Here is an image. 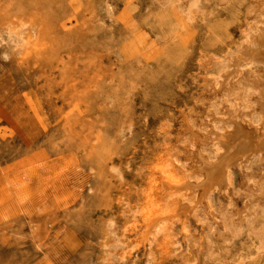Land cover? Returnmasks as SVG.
<instances>
[{
    "label": "rangeland",
    "instance_id": "374dc122",
    "mask_svg": "<svg viewBox=\"0 0 264 264\" xmlns=\"http://www.w3.org/2000/svg\"><path fill=\"white\" fill-rule=\"evenodd\" d=\"M263 12L0 0V264H264V146L238 152L264 139V68L232 59Z\"/></svg>",
    "mask_w": 264,
    "mask_h": 264
},
{
    "label": "bare ground",
    "instance_id": "6f19581e",
    "mask_svg": "<svg viewBox=\"0 0 264 264\" xmlns=\"http://www.w3.org/2000/svg\"><path fill=\"white\" fill-rule=\"evenodd\" d=\"M257 9V8H256ZM250 23V22H249ZM246 36H248V35H246ZM17 42V41H16ZM243 43V42H242ZM244 46L241 48L242 50H240L238 53H236L237 51H235V54H237V56H235L234 58H232V59H234L235 60V64H234V67L237 69L239 66H242V65H247L248 66V68L249 69H254V71L256 70H258V68L257 67H259V66H262L263 68H264V12H263V14H262V16H260V17H258L255 21H254V23L252 24V27H251V34L248 36V38L246 39V42H245V44H243ZM239 50V49H238ZM226 62V61H225ZM232 62V61H231ZM225 68V67H224ZM231 68V67H230ZM240 68V67H239ZM245 68V67H244ZM247 68V69H248ZM234 69V68H233ZM248 69V70H249ZM230 70V69H229ZM237 70H239V69H237ZM222 71V70H221ZM250 71V70H249ZM232 72V71H231ZM230 72V73H231ZM238 72V71H237ZM236 72V73H237ZM262 72V71H261ZM234 73H235V70H234ZM239 73H241V72H239ZM251 73H253V71H251ZM220 75V74H219ZM222 75V74H221ZM228 75H229V73H228ZM233 75V74H232ZM252 75V74H251ZM250 75V76H251ZM257 75V74H256ZM215 76V75H214ZM235 76H237V75H235ZM223 77V76H222ZM227 77V76H226ZM225 77V78H226ZM234 78V77H233ZM227 79V78H226ZM229 79V78H228ZM227 79V80H228ZM250 79V78H249ZM231 80V79H230ZM240 80V79H239ZM207 81V80H206ZM245 81V80H244ZM249 81V80H248ZM261 81V80H260ZM212 82V81H211ZM215 82V81H214ZM217 82V81H216ZM215 82V83H216ZM219 82V84L221 83L220 81H218ZM231 82V81H230ZM213 83V82H212ZM222 83H224V82H222ZM206 84V83H205ZM218 84V83H217ZM218 84V85H219ZM225 84H226V82H225ZM230 85V84H229ZM214 86H215V84H214ZM221 86V85H220ZM223 86V85H222ZM225 86V85H224ZM264 86V85H263ZM216 87V86H215ZM214 87V88H215ZM239 87V86H238ZM209 88H211V87H209ZM221 88V87H220ZM257 88V87H256ZM221 90V89H220ZM258 90H259V88H258ZM211 91H213V90H211ZM219 91V90H218ZM247 92V91H246ZM257 92V91H256ZM264 92V91H263ZM260 94V93H259ZM264 93H262L261 95H263ZM264 99V98H263ZM255 100V99H254ZM225 101V100H224ZM262 102V101H261ZM247 103V102H246ZM245 104V103H244ZM261 104V103H260ZM231 105V104H230ZM247 106V105H246ZM250 106V105H249ZM248 106V107H249ZM260 106V105H259ZM233 107V106H232ZM208 111V110H207ZM220 111V110H219ZM259 111V110H258ZM222 112V111H221ZM242 113V112H241ZM252 113V112H251ZM255 113H257V112H255ZM251 115V114H250ZM229 116V115H228ZM228 116H227V118H228ZM264 117V116H263ZM220 121V120H219ZM263 121V120H262ZM232 122V121H231ZM261 123V122H260ZM206 127V126H205ZM241 127V126H240ZM240 127H238V128H240ZM199 130V129H198ZM207 131V130H206ZM264 131V130H263ZM262 131V132H263ZM203 132V131H202ZM227 132V131H226ZM226 132H223V133H226ZM261 132V131H260ZM221 133V132H220ZM262 134V133H261ZM203 135V134H202ZM201 135V136H202ZM219 135V134H218ZM222 135V134H221ZM228 135V134H227ZM226 135V136H227ZM229 135H231V134H229ZM254 135V134H253ZM257 135V134H256ZM215 136V135H214ZM225 136V137H226ZM258 136V135H257ZM260 136V135H259ZM258 136V137H259ZM221 137V136H220ZM261 137V136H260ZM262 137H264V135L262 134ZM261 137V138H262ZM222 139H223V137H221ZM225 139V138H224ZM230 139H232L231 137H230ZM247 139V138H246ZM255 139V138H254ZM258 139V138H257ZM260 139V138H259ZM218 138H217V142H218ZM226 140V139H225ZM208 141V140H207ZM221 141V140H220ZM230 141V140H229ZM228 141V142H229ZM252 141V140H251ZM250 140H247V141H245V142H243V144H241L240 145V147L238 148V152L239 153H241L242 155H240V154H237L238 156L240 155V158H244V157H246L245 155V153L248 151V150H250V149H255V150H257V152L260 150V149H258L259 148V146H264V139H260V140H258V141H256V139H255V141L254 142H251ZM201 142V141H200ZM223 142V141H222ZM221 142V143H222ZM214 143V142H213ZM212 144V143H211ZM231 145V144H230ZM216 146V145H215ZM214 146V147H215ZM200 147V146H199ZM220 147H222L221 145H220ZM209 148V147H208ZM218 149V148H217ZM220 149H222V148H220ZM210 151H211V149H210ZM219 152V151H218ZM248 152H250V151H248ZM260 152V151H259ZM206 153V152H205ZM209 153V152H208ZM223 153V152H222ZM222 153H221V155H222ZM204 154V153H203ZM216 154V153H215ZM220 154V153H219ZM224 154V153H223ZM234 154V153H233ZM235 154V155H236ZM213 155V154H212ZM230 153L228 154V155H226L225 157H223L222 159H220L219 158V161H217V159L218 158H216V161L215 162H213V163H204L203 162V167H202V164H201V167H202V169H203V171L204 172H206V175H205V173H202V174H204L205 175V178L202 176V179H203V181H199L200 183H197V182H195V183H197V187L198 188H200V187H202V189L201 190H203V192H202V195H205V193H207V195L206 196H208V194H209V192H211V190L213 191L214 189H217L218 188V186L217 185H219V184H222V186L224 185V184H226L227 182H229L228 180L230 179L229 178V173H230V169H229V165L231 164V162H232V160H233V156L234 155H230ZM210 156V155H209ZM216 156V155H215ZM208 157V156H207ZM218 157V156H217ZM237 157V156H236ZM235 158V157H234ZM235 159H239V158H235ZM214 160V159H213ZM259 160V159H258ZM234 161H236V160H234ZM233 161V162H234ZM242 161V160H241ZM240 161V162H241ZM247 162V161H246ZM199 165V164H198ZM201 167H199V168H197V170H199V169H201ZM231 168V167H230ZM246 170V169H245ZM187 173V172H186ZM201 174V175H202ZM120 176V175H119ZM194 176V175H193ZM192 176V177H193ZM201 177V176H200ZM174 179V178H173ZM194 180V179H193ZM199 180V179H198ZM226 182V183H225ZM168 183V182H167ZM186 183V182H185ZM184 183V184H185ZM224 183V184H223ZM166 184V183H165ZM183 184V183H182ZM255 184V183H254ZM192 185V184H191ZM194 185H196V184H193V187L195 188V186ZM177 188H179V187H181L180 186V184H179V187H178V185L176 184L175 185ZM185 186H187V183H186V185ZM189 186V185H188ZM221 186V185H220ZM167 187H169V186H167ZM196 187V188H197ZM177 188H175V189H177ZM182 188V187H181ZM180 188V189H181ZM195 188V189H196ZM197 188V189H198ZM228 188V187H227ZM185 189V188H184ZM219 189V188H218ZM169 191V190H168ZM192 191V190H191ZM200 190H198V192H199ZM169 193V192H168ZM192 193V192H191ZM204 193V194H203ZM178 194V193H177ZM213 194V193H212ZM221 194V193H220ZM172 195V194H171ZM175 195V194H174ZM201 195V196H202ZM167 197V196H166ZM183 197V196H182ZM170 198V197H169ZM168 198V199H169ZM171 198H173V197H171ZM198 198V197H197ZM199 198H200V196H199ZM204 198V197H203ZM180 199V198H179ZM202 199V198H201ZM185 200V199H184ZM183 201V200H182ZM197 201V200H196ZM188 202V201H187ZM189 202H190V200H189ZM206 204V203H205ZM185 204H183V206H184ZM195 204H193V206H194ZM197 205V204H196ZM186 207H188L187 205H186ZM186 207H183V210L186 208ZM190 207V206H189ZM198 208V207H197ZM201 208V207H200ZM208 208V207H207ZM206 208V209H207ZM188 209V208H187ZM156 210V209H155ZM186 210V209H185ZM189 211H190V209H188ZM183 212V211H182ZM184 213H185V211H184ZM192 213H194V212H192ZM160 214V213H159ZM176 214V213H175ZM180 214H182V213H180ZM186 214V213H185ZM188 214V213H187ZM202 214V213H201ZM209 214V213H208ZM211 214V213H210ZM152 215V214H151ZM162 215V214H161ZM164 215V214H163ZM175 216V215H174ZM147 217H148V215H147ZM155 217L156 216H152V218L150 219V220H148L149 221V223L148 224H146L149 228L152 226V224L153 223H155V222H157L156 220L157 219H155ZM178 217V216H177ZM146 220V219H145ZM147 221V220H146ZM155 221V222H154ZM160 221H161V219H160ZM183 222V221H182ZM205 222V221H204ZM110 224H112V223H110ZM160 224V223H159ZM154 225V224H153ZM187 225V224H186ZM149 228H147V229H149ZM185 229V228H184ZM149 231V230H148ZM153 231V230H152ZM160 232V231H159ZM113 233V232H112ZM156 234V233H155ZM146 235V234H145ZM149 235V234H148ZM156 237V236H155ZM150 238V237H149ZM152 240V239H151ZM164 243V242H163Z\"/></svg>",
    "mask_w": 264,
    "mask_h": 264
}]
</instances>
